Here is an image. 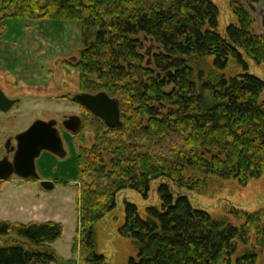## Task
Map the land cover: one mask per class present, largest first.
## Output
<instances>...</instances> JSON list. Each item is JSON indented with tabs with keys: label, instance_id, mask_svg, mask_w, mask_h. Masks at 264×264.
Listing matches in <instances>:
<instances>
[{
	"label": "trees",
	"instance_id": "obj_1",
	"mask_svg": "<svg viewBox=\"0 0 264 264\" xmlns=\"http://www.w3.org/2000/svg\"><path fill=\"white\" fill-rule=\"evenodd\" d=\"M237 7L238 25L221 33L212 0H0L2 20L80 23L81 93H106L120 103L119 129L83 109L88 119L78 137L88 130L95 139L79 152L72 252L85 264H110L99 253L96 226L117 209L120 193L147 200L153 183L160 206L142 216L124 203L119 234L138 251L130 264H233L253 233L264 250V209L233 211L237 227L195 208L184 193L204 188L201 174L242 187L264 175V80L249 73L243 57L264 65V37L253 35V19ZM206 59L218 74L230 64L243 72L205 79L196 67ZM63 232L54 222L0 221V264H70L54 249ZM258 259L248 252L236 263Z\"/></svg>",
	"mask_w": 264,
	"mask_h": 264
},
{
	"label": "rangeland",
	"instance_id": "obj_2",
	"mask_svg": "<svg viewBox=\"0 0 264 264\" xmlns=\"http://www.w3.org/2000/svg\"><path fill=\"white\" fill-rule=\"evenodd\" d=\"M219 9V31L224 33L227 27L238 25L234 7L242 6L248 11L254 23V36L264 37L262 20L253 13L243 0H212ZM238 8V7H237ZM151 45L147 44V48ZM82 50L81 26L78 22L29 20L14 18L2 20L0 17V83L3 93L10 99H20L10 112L0 111V161L6 152V143L28 130L37 121H56L66 158L60 159L49 152H44L36 162L40 181H23L12 177L0 182L4 207L1 215L12 223L29 224L32 222L59 223L63 226V236L55 243L58 257L70 264H85L79 255H73L72 247L79 229L77 212V193L80 179L79 152L90 149L95 139L94 132L86 130L81 136L73 135L63 127L65 119L79 116L84 119L88 114L84 108L74 102V97L81 93L80 73L75 68ZM155 54L156 51H153ZM249 73L264 80V65H258L243 53ZM196 69L201 70L205 79L218 73L212 68V59L199 62ZM242 69L230 64L224 75L227 79L242 73ZM88 121V120H86ZM85 140L83 144L81 141ZM109 166L110 157H106ZM187 176H193L188 174ZM205 186L200 192L184 191L192 205L206 211L214 219L233 226H240L233 211L255 213L264 209V175L259 180L251 181L246 187L236 181H223L208 175H198ZM41 181H50L55 185L52 191L41 187ZM2 185L4 187L2 188ZM159 183L151 185L147 200L138 193L128 190L117 197V209L105 217L96 226L99 253L110 264H130L138 259L135 244L119 234L124 223L125 201L135 204L141 215L150 206H160L157 194ZM264 227V223L262 225ZM256 235H252L249 248L239 247L233 264L244 254L257 253V264H264V250L255 247ZM2 242H0V247Z\"/></svg>",
	"mask_w": 264,
	"mask_h": 264
},
{
	"label": "water",
	"instance_id": "obj_3",
	"mask_svg": "<svg viewBox=\"0 0 264 264\" xmlns=\"http://www.w3.org/2000/svg\"><path fill=\"white\" fill-rule=\"evenodd\" d=\"M150 63V62H149ZM74 102L99 118L109 129H119L123 126L122 113L118 100L111 98L106 93L97 95L80 93L74 97ZM20 99L8 98L0 88V111L8 113ZM83 122L79 116H71L64 120L63 127L73 135H78L82 130ZM15 145L7 154L13 155L12 160L4 158L0 161V182L17 177L23 181H40L36 162L44 152L65 159L66 151L56 121H37L28 130L18 134ZM12 139L6 145L11 144ZM41 187L46 191L55 189L50 181H41Z\"/></svg>",
	"mask_w": 264,
	"mask_h": 264
},
{
	"label": "flooded vegetation",
	"instance_id": "obj_4",
	"mask_svg": "<svg viewBox=\"0 0 264 264\" xmlns=\"http://www.w3.org/2000/svg\"><path fill=\"white\" fill-rule=\"evenodd\" d=\"M243 1L248 5L249 9L257 15L258 19L262 20L261 23H262V26L264 28V0H243ZM8 142L6 143V145L8 144ZM12 147H13V144L11 142V144L8 146V150L5 149L6 154H5L4 158L7 157V158H9V160H12L13 155L7 154V151L10 152Z\"/></svg>",
	"mask_w": 264,
	"mask_h": 264
},
{
	"label": "crops",
	"instance_id": "obj_5",
	"mask_svg": "<svg viewBox=\"0 0 264 264\" xmlns=\"http://www.w3.org/2000/svg\"><path fill=\"white\" fill-rule=\"evenodd\" d=\"M0 84H1L2 89L5 91V89L3 88V82H1ZM3 187H4V185H2V188ZM1 193H2V190L0 191V203L2 202V195H1ZM3 214H5V213H4V207L2 206V207H0V221L11 222L9 220H6V218H3L1 216Z\"/></svg>",
	"mask_w": 264,
	"mask_h": 264
}]
</instances>
